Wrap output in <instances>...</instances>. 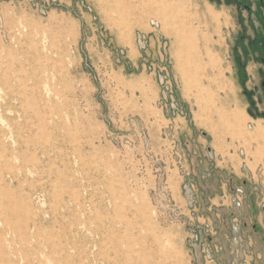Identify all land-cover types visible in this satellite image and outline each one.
I'll return each instance as SVG.
<instances>
[{"label": "rangeland", "instance_id": "obj_1", "mask_svg": "<svg viewBox=\"0 0 264 264\" xmlns=\"http://www.w3.org/2000/svg\"><path fill=\"white\" fill-rule=\"evenodd\" d=\"M117 2L0 0V264H264L235 10Z\"/></svg>", "mask_w": 264, "mask_h": 264}, {"label": "flooded vegetation", "instance_id": "obj_2", "mask_svg": "<svg viewBox=\"0 0 264 264\" xmlns=\"http://www.w3.org/2000/svg\"><path fill=\"white\" fill-rule=\"evenodd\" d=\"M211 3L219 5L225 4L235 10V17L237 24L240 26V34L243 41H247V47L244 51L248 55L251 52L256 56V60L264 67V0H209ZM255 23H258L257 25ZM250 28L252 35L247 36V29ZM244 31V32H243ZM240 40V39H239ZM238 40V41H239ZM246 43V42H245ZM244 43L241 42V47L244 48ZM246 55V56H247ZM239 62V60H236ZM245 65V63H244ZM241 64H239V68ZM240 70H243V68ZM260 86L262 88V95L258 97V103H264V70L261 67L259 70ZM256 89V85L254 86ZM263 98V99H262ZM256 111V110H255ZM252 113V112H251ZM255 113V112H254ZM253 114V113H252ZM259 116L264 117V113H258Z\"/></svg>", "mask_w": 264, "mask_h": 264}, {"label": "bare ground", "instance_id": "obj_3", "mask_svg": "<svg viewBox=\"0 0 264 264\" xmlns=\"http://www.w3.org/2000/svg\"><path fill=\"white\" fill-rule=\"evenodd\" d=\"M114 1V3H115V6H116V4L118 5V2H117V0H113ZM141 2H142V0H140ZM129 2H130V4H131V0H129ZM160 7H161V9H162V12H163V15L165 14V13H167L166 11V7L164 6V5H160ZM173 17H175L174 15H170V16H168V18H169V20H170V22H172V19H173ZM216 18V17H215ZM162 25H163V28L165 27V25L162 23ZM182 26L181 25H179V26H177L176 27V29H175V36H176V38L178 39V41H179V44L182 46L183 45V42H184V40H185V36H183V34H181V32L183 31V29L181 28ZM194 42V41H193ZM258 127V125L256 126V128ZM260 129V128H259Z\"/></svg>", "mask_w": 264, "mask_h": 264}, {"label": "crops", "instance_id": "obj_4", "mask_svg": "<svg viewBox=\"0 0 264 264\" xmlns=\"http://www.w3.org/2000/svg\"><path fill=\"white\" fill-rule=\"evenodd\" d=\"M256 25L258 24V23H255ZM248 35H250L248 32H247V36ZM246 41H244V43H245ZM255 58V59H254ZM247 61H249L250 59L251 60H253L254 62H256L257 64H259V69L261 68V67H263L257 60H256V56L255 55H253L251 52L250 53H248V55H247ZM256 60V61H255ZM258 69V70H259ZM245 72H246V74H250V72L248 71V69H246L245 70ZM218 189H220V186H218ZM220 192V191H219ZM263 193H264V191H263ZM215 195H213L212 197H209L208 198V201H210L211 202V199L214 197ZM212 203V202H211ZM262 203L263 202H261V203H258V206H259V223H260V225H263L264 224V219H263V217H262V210H261V206H262ZM263 221V222H262ZM262 227V226H261Z\"/></svg>", "mask_w": 264, "mask_h": 264}, {"label": "water", "instance_id": "obj_5", "mask_svg": "<svg viewBox=\"0 0 264 264\" xmlns=\"http://www.w3.org/2000/svg\"><path fill=\"white\" fill-rule=\"evenodd\" d=\"M250 114H252L251 112H249ZM261 210H262V217L264 218V204L261 206ZM196 230V229H195ZM198 231H199V234H200V241H201V239H202V229L201 228H198ZM206 234V233H205ZM207 236H209L208 234H207ZM194 246H197V244H195L194 243Z\"/></svg>", "mask_w": 264, "mask_h": 264}, {"label": "built area", "instance_id": "obj_6", "mask_svg": "<svg viewBox=\"0 0 264 264\" xmlns=\"http://www.w3.org/2000/svg\"><path fill=\"white\" fill-rule=\"evenodd\" d=\"M233 201L235 202L236 205H238V206L241 205V202L236 201L235 198L233 199ZM263 204H264V202L262 203V205H263ZM263 219H264V218H263Z\"/></svg>", "mask_w": 264, "mask_h": 264}]
</instances>
